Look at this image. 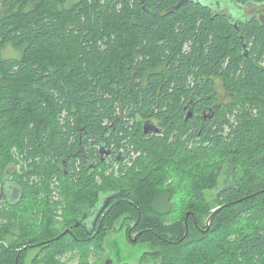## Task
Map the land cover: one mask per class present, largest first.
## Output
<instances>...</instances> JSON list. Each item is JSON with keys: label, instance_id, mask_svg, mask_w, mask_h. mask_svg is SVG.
Wrapping results in <instances>:
<instances>
[{"label": "trees", "instance_id": "trees-1", "mask_svg": "<svg viewBox=\"0 0 264 264\" xmlns=\"http://www.w3.org/2000/svg\"><path fill=\"white\" fill-rule=\"evenodd\" d=\"M260 5L228 0L234 20L220 0H0V264H25L32 246L33 263L78 251L91 264L93 244L97 264L107 247L116 264H264ZM153 119L161 130L145 132ZM116 163L137 185H99ZM119 218L146 244L137 263L106 238Z\"/></svg>", "mask_w": 264, "mask_h": 264}, {"label": "rangeland", "instance_id": "rangeland-1", "mask_svg": "<svg viewBox=\"0 0 264 264\" xmlns=\"http://www.w3.org/2000/svg\"><path fill=\"white\" fill-rule=\"evenodd\" d=\"M4 54L7 57H18L20 55V51L16 50L10 46H7L4 49ZM216 90L218 93V99H219V103L229 99V97L227 96V90L226 88L223 86V81L219 80L218 84L216 86ZM153 122L156 123L157 126H159V122L157 119H153ZM15 153V156H17L20 159V151L18 150L17 147H14L12 150ZM139 154V153H138ZM137 156L136 153H134L132 155L133 158H135ZM141 156V155H140ZM138 156V158L140 157ZM130 164V161L128 162ZM262 170V169H261ZM131 172H129L126 169H123L122 164L118 165L117 163L114 164L113 167L108 168V169H102L100 170V174H99V185L103 188H105L106 190L108 189H116L117 191H123L125 188H129L130 184L132 183V185H137V183L139 182L140 177H137L136 179L134 178L132 180V176L130 174ZM59 183V182H58ZM124 188V189H123ZM60 192L55 191L54 195L56 197H59ZM65 202V200H64ZM256 204H253V206ZM257 209L254 208V210L252 211V214L250 215V217L248 218V221H255V219L257 218ZM182 213V210L180 209L179 213L177 215H174L171 218V220L176 221L178 216ZM186 213V211H185ZM57 222H58V226L62 227L63 222L65 221V217H64V211L60 210L59 211V216H57L56 218ZM134 224V222H130L129 225L130 227H132ZM167 225V224H166ZM245 224H242L241 227H244ZM112 230V235L111 236H106V238H110L112 240L115 241L116 244H118V246H120V253H119V262H133V263H137V261L139 260L143 250L146 247L145 243H138V239L137 238L136 241L131 240V238H135L137 235L140 236V232L136 233L137 230L139 229H134V231H130L129 229H127V226L124 225V222H122V218H119L115 221V224L113 226V228H111ZM131 232V233H129ZM20 235V231L16 228V233L13 235L14 240H16ZM232 234H229V245L227 244L226 241V236H223L224 238L221 239L219 241V247L220 245L223 246V250L227 251L230 254V248L233 249L235 247L236 242L234 241L233 237L231 236ZM213 239V238H212ZM211 239V240H212ZM18 240V239H17ZM213 241V240H212ZM217 240L215 238V240L212 243H215ZM115 244L116 249L118 250V246ZM208 244H210V242H205V245H196L194 246V248H192L191 250V255H198L200 256L201 253L203 252L204 248H208ZM114 250H112V248L107 247L105 248V253L109 252V254H111V252H113ZM202 251V252H201ZM39 252V247H31L28 256L25 258V264H42L40 263H33L32 260L35 257V254H38ZM102 252L99 250L98 251V247L97 244H93L90 246V251H89V260L91 264H97L98 261H100V257H101ZM46 254L44 253V256ZM105 255V254H104ZM227 255V254H226ZM103 257V256H102ZM80 259V254L78 253V251H74L72 252H67L66 254H64L62 256V260L67 263V264H78ZM230 261L233 262V256L230 258ZM232 264H235V262H233Z\"/></svg>", "mask_w": 264, "mask_h": 264}, {"label": "flooded vegetation", "instance_id": "flooded-vegetation-1", "mask_svg": "<svg viewBox=\"0 0 264 264\" xmlns=\"http://www.w3.org/2000/svg\"><path fill=\"white\" fill-rule=\"evenodd\" d=\"M221 1V3H222V7L220 8V9H218V11H223V12H225V13H228L229 12V14L231 13V9L229 8V9H227V8H225L224 7V5H225V3L228 1V0H220ZM227 10V11H226ZM253 14L254 15H257L258 16V18L260 19V20H263V22H264V5H260L259 6V9H257V10H255L254 12H253ZM230 17L232 18H234V20H237L235 17H234V15H233V13H231L230 14ZM238 21H235V25L236 26H238ZM207 116H211V114H207ZM106 149L107 150H110L111 152L108 154V156L107 157H109V156H111V155H113L114 154V157L116 158V160H117V162H122V161H124V157H125V155H123V151L122 150H119L118 148H113V147H106ZM105 156V157H106ZM117 164H119V163H117ZM16 190H14V193H13V196L14 197H16V192H15ZM122 191H120V193H121ZM124 192V191H123ZM13 197V198H14ZM111 197H109L106 201H105V204L107 203H109L110 202V199ZM109 201V202H108ZM95 224V223H94Z\"/></svg>", "mask_w": 264, "mask_h": 264}, {"label": "water", "instance_id": "water-1", "mask_svg": "<svg viewBox=\"0 0 264 264\" xmlns=\"http://www.w3.org/2000/svg\"><path fill=\"white\" fill-rule=\"evenodd\" d=\"M192 115H193V107H190L188 117H190ZM144 128H145V132H159L161 130L159 126H157L155 123H153L151 121L146 122ZM110 152H111L110 150L106 149V146L101 147V153L102 154L108 155ZM212 216H213V214L209 217L208 223L210 222ZM67 231L68 230H66L65 232H67ZM137 238H138V235L133 240L136 241ZM112 255H114L112 252H111V254L108 253L105 257V260L101 264H116V261L110 257Z\"/></svg>", "mask_w": 264, "mask_h": 264}]
</instances>
